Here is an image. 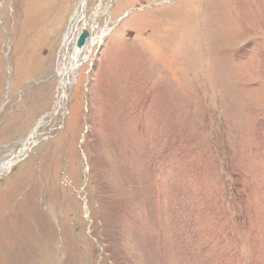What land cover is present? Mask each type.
I'll list each match as a JSON object with an SVG mask.
<instances>
[{
  "label": "rangeland",
  "instance_id": "374dc122",
  "mask_svg": "<svg viewBox=\"0 0 264 264\" xmlns=\"http://www.w3.org/2000/svg\"><path fill=\"white\" fill-rule=\"evenodd\" d=\"M0 264H264V0H0Z\"/></svg>",
  "mask_w": 264,
  "mask_h": 264
},
{
  "label": "bare ground",
  "instance_id": "6f19581e",
  "mask_svg": "<svg viewBox=\"0 0 264 264\" xmlns=\"http://www.w3.org/2000/svg\"><path fill=\"white\" fill-rule=\"evenodd\" d=\"M84 23H85V22H84ZM85 26H86V25H85ZM85 29H86V28H85ZM88 33H89V32H88ZM102 37H103V35L101 34L100 36H97V37H95V38H90V40H88L89 43H88L87 46H85V44H84V46H83L82 49H80V50L73 49V52H72L73 55H71V58H72L74 61H77L78 57L83 56L84 51H87L86 53H84V55H85V57H84V61H86L87 58H88V55H89V51H91V49H92L93 47H95V45H96L99 41L103 40ZM66 38H67V37H66ZM66 41H67V40H66ZM75 63L78 64V62H75ZM72 70H73V69L68 70L67 73H65V75L68 76L69 72L72 71ZM71 73H72V72H71ZM26 141H27V140H26ZM29 141H30V140H29ZM27 145H28V144H27ZM26 148H27V147H26ZM26 148H24V149L21 150V151L24 152V150H25ZM20 149H21V148H20ZM20 153H21V152H20ZM10 164H11L10 162H5V163L2 164V167H3V168L9 167Z\"/></svg>",
  "mask_w": 264,
  "mask_h": 264
},
{
  "label": "water",
  "instance_id": "95a60500",
  "mask_svg": "<svg viewBox=\"0 0 264 264\" xmlns=\"http://www.w3.org/2000/svg\"><path fill=\"white\" fill-rule=\"evenodd\" d=\"M89 36L88 30L83 29L81 33L79 34L78 38L76 39L77 41L75 42V49L80 50L84 46L87 38ZM25 148V145L22 147V150Z\"/></svg>",
  "mask_w": 264,
  "mask_h": 264
}]
</instances>
